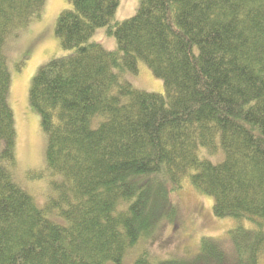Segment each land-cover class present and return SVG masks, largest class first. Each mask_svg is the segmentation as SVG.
Segmentation results:
<instances>
[{
	"label": "trees",
	"instance_id": "obj_1",
	"mask_svg": "<svg viewBox=\"0 0 264 264\" xmlns=\"http://www.w3.org/2000/svg\"><path fill=\"white\" fill-rule=\"evenodd\" d=\"M67 1L54 29L64 54L41 65L28 90L47 166L62 176L39 207L11 172L16 130L4 44L41 19L44 0H0V264H121L169 219L167 198L185 179L213 200L216 217L238 221L228 230L230 251L203 237L191 260L142 255L133 264H259L264 0H138L120 22V0ZM100 27L115 50L90 42ZM138 61L164 93L136 89L115 71L136 73ZM54 211L62 222L48 217Z\"/></svg>",
	"mask_w": 264,
	"mask_h": 264
},
{
	"label": "rangeland",
	"instance_id": "obj_2",
	"mask_svg": "<svg viewBox=\"0 0 264 264\" xmlns=\"http://www.w3.org/2000/svg\"><path fill=\"white\" fill-rule=\"evenodd\" d=\"M138 0H120L113 22L131 17L136 10ZM67 0H44L43 14L40 20H33L27 26L10 35L4 44V53L11 76L8 103L13 111L16 130L15 161L12 174L16 183L33 196L37 205L43 207L49 196H54L52 182H59L62 176L53 174L47 166L46 134L40 125L38 113L28 100V90L32 77L38 68L53 57L62 56L54 29L59 14L70 9ZM90 42H98L106 50H115V37L108 34L107 27L95 30ZM136 73L115 71L122 80L134 88L155 93H164L161 79L156 78L146 64L138 61ZM96 121H94L95 125ZM2 143L0 141V153ZM202 154L203 151L201 150ZM217 161V157H209ZM170 202L169 219H163L149 234L140 237L129 249L121 264H133L142 256L154 263L165 260H191L199 253L203 237L218 240L225 251H230L228 230L235 227L237 220L218 218L212 212L213 200L191 186L187 179L182 187L171 191L167 198ZM51 220L62 222L57 211L48 215ZM245 228H253L248 220L240 221ZM259 264H264V254Z\"/></svg>",
	"mask_w": 264,
	"mask_h": 264
}]
</instances>
